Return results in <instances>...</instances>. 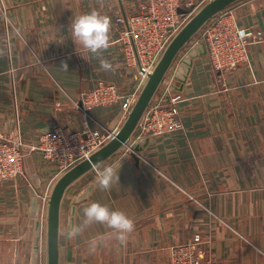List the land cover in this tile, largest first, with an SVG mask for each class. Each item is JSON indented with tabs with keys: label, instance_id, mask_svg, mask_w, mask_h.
<instances>
[{
	"label": "crops",
	"instance_id": "0c3cea01",
	"mask_svg": "<svg viewBox=\"0 0 264 264\" xmlns=\"http://www.w3.org/2000/svg\"><path fill=\"white\" fill-rule=\"evenodd\" d=\"M183 1L196 11L211 0ZM93 9L111 19V46L98 57L77 52L69 28L74 16ZM224 12L263 40L249 47L248 62L229 71L215 70L208 55H200L197 37L185 46L151 102L181 94L183 128L139 139L138 126L104 161L122 159L118 185L100 189L90 170L68 186L59 264H172L171 248L198 234L205 258L264 264V0H240L218 14ZM136 13L137 0H0V137L25 145L24 174L0 183V264H46L42 197L64 174L36 149L41 135L56 126L114 136L122 128L127 116L120 103L85 110L82 98L98 80L122 94L134 92L137 69L127 66L120 41L127 22L117 24L116 18ZM191 54L197 57L189 64ZM104 58L114 72L100 70ZM92 202L133 219L126 245L101 224L65 239V230L82 223L83 208ZM93 238L99 243L90 254Z\"/></svg>",
	"mask_w": 264,
	"mask_h": 264
},
{
	"label": "built area",
	"instance_id": "2783aa9c",
	"mask_svg": "<svg viewBox=\"0 0 264 264\" xmlns=\"http://www.w3.org/2000/svg\"><path fill=\"white\" fill-rule=\"evenodd\" d=\"M193 5L183 0H137V13L128 19L116 18L117 24H126L120 41L126 54V64L136 68V88L133 93L122 94L117 85L98 80L94 88L83 95L85 110L121 104L126 116L132 111L137 98L154 72L171 41L188 21L187 14L180 9ZM197 43L203 42L212 67L219 71L234 70L248 62L249 47L263 40L261 33L237 24L232 13L215 15L202 30ZM184 97L171 93L168 102L161 100L151 103L139 123L143 137H162L183 128L181 103ZM114 137L104 135L100 130L84 128L74 130L56 126L41 135L38 149L43 159L57 167L58 175L70 171L88 160ZM24 143L0 137V183L24 174ZM131 148H128L130 151ZM48 194L42 197L47 208ZM201 235H195L191 242L171 248L172 264H220L212 258H205L201 252Z\"/></svg>",
	"mask_w": 264,
	"mask_h": 264
},
{
	"label": "water",
	"instance_id": "95a60500",
	"mask_svg": "<svg viewBox=\"0 0 264 264\" xmlns=\"http://www.w3.org/2000/svg\"><path fill=\"white\" fill-rule=\"evenodd\" d=\"M238 1L240 0H211L186 24L170 43L154 72L149 76L119 132L88 160L81 162L58 179L50 193L47 205V264H59L61 206L68 186L77 178L92 170L89 165L90 160L106 161L128 143L179 53L215 15ZM194 9V6H191L185 9L182 8L179 12L181 14H190L193 13ZM199 47L203 49L200 55H206V45L200 42ZM195 57H197L196 54H191L188 63L190 64ZM180 80L183 82V79L180 78ZM139 150V148H136V151ZM132 156L136 158L135 153Z\"/></svg>",
	"mask_w": 264,
	"mask_h": 264
},
{
	"label": "clouds",
	"instance_id": "9594fccd",
	"mask_svg": "<svg viewBox=\"0 0 264 264\" xmlns=\"http://www.w3.org/2000/svg\"><path fill=\"white\" fill-rule=\"evenodd\" d=\"M71 39L77 52H87L94 56H100L111 46V19L98 10L76 15L70 25ZM99 68L104 72H114L115 66L108 59H100ZM61 69L68 71L67 62L61 63ZM122 160V159H121ZM121 160L111 164L104 161H89L90 168L96 174L97 185L102 190L111 189L119 183V172L122 167ZM84 219L82 223L67 228L64 232L66 240L77 239L90 225L101 224L111 229L110 238L118 244L126 245L130 235L135 230V223L125 212L111 210L106 205L92 202L83 208ZM99 238H93L88 242V252L94 253L98 247Z\"/></svg>",
	"mask_w": 264,
	"mask_h": 264
},
{
	"label": "rangeland",
	"instance_id": "374dc122",
	"mask_svg": "<svg viewBox=\"0 0 264 264\" xmlns=\"http://www.w3.org/2000/svg\"><path fill=\"white\" fill-rule=\"evenodd\" d=\"M187 2V1H186ZM209 2H206V3H202V4H197L198 5V7H197V10L196 11H194L193 13H190V14H187V17H188V21L186 22V24H188L207 4H208ZM191 6H195V4H193V5H191ZM191 6H189V7H191ZM188 8V7H187ZM185 24V25H186ZM208 24V23H207ZM206 24V25H207ZM184 25V26H185ZM206 25L205 26H203L204 28L206 27ZM184 28V27H183ZM203 28V29H204ZM202 29V30H203ZM202 30H200L199 32H197L194 36H193V38L194 37H197V40H199L200 39V37H201V33H202ZM173 41V40H172ZM171 41V42H172ZM170 45V44H169ZM48 209V208H47ZM47 209H46V214H47ZM45 263L47 264V252H46V260H45Z\"/></svg>",
	"mask_w": 264,
	"mask_h": 264
}]
</instances>
